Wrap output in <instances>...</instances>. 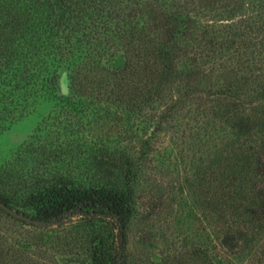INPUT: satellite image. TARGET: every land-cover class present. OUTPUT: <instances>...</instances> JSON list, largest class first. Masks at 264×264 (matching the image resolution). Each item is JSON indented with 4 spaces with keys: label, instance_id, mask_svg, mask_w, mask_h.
Returning a JSON list of instances; mask_svg holds the SVG:
<instances>
[{
    "label": "rangeland",
    "instance_id": "obj_1",
    "mask_svg": "<svg viewBox=\"0 0 264 264\" xmlns=\"http://www.w3.org/2000/svg\"><path fill=\"white\" fill-rule=\"evenodd\" d=\"M149 1L177 20L192 15L219 37L241 35L247 41L243 57L249 61L252 78L244 86L243 97L256 109L257 92L264 85V0H236L235 6L225 0L209 6L203 1L197 6L198 0ZM125 55V47L117 42L97 59L109 68L121 67ZM208 56L201 61L207 73L196 91L188 92L181 84L176 71L184 68L181 59L176 60V69L168 67L166 79L159 82L164 95L161 103L116 107L118 115L112 113L110 120L100 117V109L93 111L77 101L68 78L74 60L67 59L59 72L61 79L67 76L68 91L63 92L60 79L58 99L51 97L23 113L9 112L0 102V187L14 189L22 170L38 165L31 162L34 154L22 151L24 144L50 139L62 128L65 139L101 136L126 147L140 163L132 181L136 213L127 228L126 264H264V219H250L239 208L242 200L238 198L241 179L251 176L239 153L240 143L260 144L264 135L256 130L243 133L232 119L220 114L223 100L215 92L223 88L240 57ZM170 104L174 106L171 117L147 139L154 130L150 118ZM79 119L84 124L81 128ZM146 140L155 147L148 154ZM77 163L79 170L95 168L90 159L85 165ZM55 164L61 167V162ZM226 237L231 245L225 244ZM101 238L103 244H99ZM111 239L106 222L92 227L78 221L30 225L0 206V264H99L96 258L113 264Z\"/></svg>",
    "mask_w": 264,
    "mask_h": 264
},
{
    "label": "trees",
    "instance_id": "obj_2",
    "mask_svg": "<svg viewBox=\"0 0 264 264\" xmlns=\"http://www.w3.org/2000/svg\"><path fill=\"white\" fill-rule=\"evenodd\" d=\"M202 1L209 6L216 0L194 3L198 6ZM225 1L229 6L237 4ZM209 27L192 15L177 20L149 0H0V102L9 112L23 113L34 111L41 101L58 99L59 69L71 58L74 69L68 78L77 101L93 111L100 109V117L110 120L112 113L118 115L116 107L161 103L159 82L166 79L168 67L176 69V60L181 59L184 68L176 71L181 84L193 92L207 73L201 61L210 54H228L240 58L223 88L215 92L223 100L220 114L243 133L256 130L264 135V85L257 92L256 109L243 97L252 78L249 61L243 57L247 41L241 35L219 37ZM117 42L125 47L123 65H102L97 58ZM164 106L150 118L154 130L147 139L171 117L174 106ZM77 122L84 126L80 119ZM64 131L22 146V151L34 154L31 162L38 165L22 170L14 189L0 187V200L46 227L106 222L115 250L111 262L126 264L127 228L136 213L132 181L138 157L101 136L65 139ZM144 144L145 154L155 148L149 140ZM238 150L251 168V176L239 185V208L250 219H264V141L256 145L243 141ZM89 159L95 168L79 170L77 162L85 165ZM225 244L231 245L229 237Z\"/></svg>",
    "mask_w": 264,
    "mask_h": 264
},
{
    "label": "water",
    "instance_id": "obj_3",
    "mask_svg": "<svg viewBox=\"0 0 264 264\" xmlns=\"http://www.w3.org/2000/svg\"><path fill=\"white\" fill-rule=\"evenodd\" d=\"M61 85H62V90L64 93H67L68 91V84H67V76L66 74H64L62 76V79H61ZM0 206L5 209L8 213L14 215V216H17L18 218H21L23 220H26V221H29V222H34V223H37L35 222L31 217L13 209L12 207L8 206L7 204H5L4 202H2L0 200ZM38 224V223H37Z\"/></svg>",
    "mask_w": 264,
    "mask_h": 264
}]
</instances>
